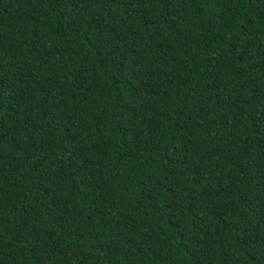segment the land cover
Masks as SVG:
<instances>
[{
	"label": "trees",
	"instance_id": "obj_1",
	"mask_svg": "<svg viewBox=\"0 0 264 264\" xmlns=\"http://www.w3.org/2000/svg\"><path fill=\"white\" fill-rule=\"evenodd\" d=\"M0 264H264V0H0Z\"/></svg>",
	"mask_w": 264,
	"mask_h": 264
}]
</instances>
